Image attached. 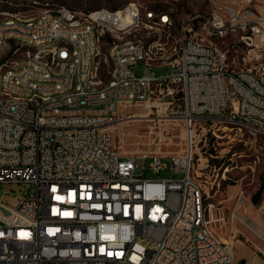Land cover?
Listing matches in <instances>:
<instances>
[{
  "label": "built area",
  "instance_id": "2783aa9c",
  "mask_svg": "<svg viewBox=\"0 0 264 264\" xmlns=\"http://www.w3.org/2000/svg\"><path fill=\"white\" fill-rule=\"evenodd\" d=\"M175 1L85 11L37 0L0 9V52L3 33L18 32L14 49L36 36H59V43L24 56L10 51L1 63L23 64V71L0 91V185L26 183L33 191L15 196L16 206L0 199V264H238L216 231L225 216L212 198L227 167L212 163L218 142L209 133L218 136L221 125L234 128L233 120H242L237 129L255 151L253 164L264 154V64L246 65L264 56L255 53L264 47L251 41L261 30L248 26L252 12L237 0H207L224 4V11L194 13L171 28L165 15L178 16ZM232 21L248 27L240 40L255 46L250 56L232 43L241 73L227 68L228 46L213 47L224 31H237ZM146 25H153L151 40L140 37ZM106 28L117 36H107ZM65 36L76 43L71 72H61ZM104 41L117 59L107 80L100 77ZM92 53L100 61L90 69V84H82L80 63ZM126 75H133L134 91H127ZM8 86H21L22 94L8 93ZM146 103L148 113L181 120L182 151L165 157L119 149L113 130L136 119L141 112L134 106Z\"/></svg>",
  "mask_w": 264,
  "mask_h": 264
},
{
  "label": "rangeland",
  "instance_id": "374dc122",
  "mask_svg": "<svg viewBox=\"0 0 264 264\" xmlns=\"http://www.w3.org/2000/svg\"><path fill=\"white\" fill-rule=\"evenodd\" d=\"M40 2L49 1V3H60L70 8L91 10L95 8L115 9L121 7L128 1H137L146 7H163L170 0H39ZM239 7H243L246 11H251L250 25L255 23L262 31L256 35L254 41L258 46L264 47V0H237ZM26 3V2H24ZM18 6V5H17ZM12 9L14 10L15 7ZM176 13L178 16H172L174 27L178 26V22L186 20L194 13H204L209 15L215 8L209 5L207 0H177L175 1ZM0 9H6V5L0 2ZM242 10V9H241ZM250 19V18H249ZM248 27H239L233 34L218 39L217 43L221 48L227 45L237 43L240 50L253 54L252 48L240 40L242 34L246 33ZM153 28L140 30V37L146 36V40H151ZM220 40V41H219ZM32 46V44H30ZM14 47V41L9 40V45L4 51L0 52V71L4 69L1 64L9 55ZM25 47L20 50L18 56L22 55ZM250 50V52H249ZM258 50V49H257ZM255 53H264V49H260ZM109 44L105 41L102 44L101 61H107L100 70V77L103 80L108 78V70L111 68V60L109 56ZM256 55V54H255ZM15 56V55H14ZM100 61V54L98 57ZM237 61V60H236ZM240 65L243 64L241 55H238ZM246 65L259 66L264 64V56L251 58L246 61ZM149 104V103H146ZM134 110L146 112L144 105L134 106ZM149 113V119H136V121H119L113 130L116 145L125 154L140 153H156L167 157L176 152L182 151L184 148V129L181 120L178 119H162L161 111L152 109ZM121 122V123H120ZM218 136L209 133L211 140H216L215 154L212 159L216 167L220 165L221 170L227 167V179L223 182L220 190L213 196L212 201L219 203L224 211V222L216 228L217 234L225 243H230L235 253L238 264H264V237L258 236L250 227L245 225L234 213H245L255 220L261 227H264V191L261 192L256 203L251 201L252 194L260 185V178L264 173V154H256L253 164V154L255 151L249 144H244L246 135L237 128L224 127L221 125L216 131ZM210 150H213L210 146ZM222 156V157H221ZM221 157V158H220ZM149 159L144 161L146 165ZM258 161V162H257ZM138 167L136 172H141L143 160L136 158ZM146 175H151L149 171H145ZM33 186L26 183H10L0 185V199L12 206L17 205L15 196L23 195L24 192H32ZM239 203L236 205V202ZM238 207V208H237ZM3 213L8 211L1 208Z\"/></svg>",
  "mask_w": 264,
  "mask_h": 264
},
{
  "label": "bare ground",
  "instance_id": "6f19581e",
  "mask_svg": "<svg viewBox=\"0 0 264 264\" xmlns=\"http://www.w3.org/2000/svg\"><path fill=\"white\" fill-rule=\"evenodd\" d=\"M0 2L6 5V9H3V10H13L12 7L17 6V5L35 6V4H37V0H0ZM38 4H45V2H40L38 0ZM49 7H51V9H61L62 4L49 3ZM219 11H224V4H216L215 8L210 12L209 15H206V16L217 17V15L219 14ZM251 20L252 18L248 17V26H257L255 23L250 25ZM165 22H171V28H175L174 21L171 15H165ZM146 27L153 28V25H146ZM239 27H241V22L239 21L230 22V29H238ZM176 28H178V26ZM242 28H245V27H242ZM233 33H235V31H224L223 34L221 35V38H224L227 35H230ZM261 33L262 31L260 32V34ZM106 35L107 36H117V29L106 28ZM141 37H144V36H141ZM145 37H144V40H146ZM12 39H18V32H11V36H10V33H3L4 49L8 47L9 40H12ZM217 40L218 39L213 40V47L221 48L219 44L217 43ZM251 41L253 42L254 39L252 38ZM54 43H59L58 35L36 36V38L34 39H27V40L21 41L19 43V46L16 47V49H14L13 47L12 51H14L15 56H18V54L20 53V50L23 47H25L21 55V56H24V55H27L28 53H31V51H40V49L45 44H54ZM30 44H32V46H30ZM227 46H228V52L225 53V62H227V68H234V73H241V66H234V54L233 53L237 51V44H229ZM227 46L225 48H227ZM65 47L67 48V50L64 51L62 55L61 72H71L73 71V68L75 67V50H76V43L74 41L73 36H65ZM88 47H95V38H88ZM0 50H1V43H0ZM99 54L100 53H92L91 56H88L87 59H83L82 63H80L82 84H90V69L91 67H96V65L98 64ZM109 56H110V53H109ZM110 60H111L110 70H115L117 66V59L110 58ZM3 65L5 67L2 71H0V91L5 90L6 80H11V76H22V71H23V64L4 63ZM126 86H127V91H134L133 75H126ZM26 88H33V81H26ZM8 93L22 94V87L21 86H8ZM40 100H47V92H40ZM144 107L145 109L147 108V111L145 113L141 112L139 115H136L135 116L136 119L137 118H139L138 120L149 119L150 116L148 113L149 112L148 104H146ZM136 119H133L131 121H136ZM233 127L242 128V120H233ZM239 201H241V199H239L236 202V205L239 203ZM234 216L237 217L243 223H245V225L250 227L258 236L264 237V227H261L249 215L245 213H234ZM228 245L230 246V243H228Z\"/></svg>",
  "mask_w": 264,
  "mask_h": 264
},
{
  "label": "trees",
  "instance_id": "16d2710c",
  "mask_svg": "<svg viewBox=\"0 0 264 264\" xmlns=\"http://www.w3.org/2000/svg\"><path fill=\"white\" fill-rule=\"evenodd\" d=\"M262 191H264V173H262V175H261L260 185H259L258 189L251 196V201L253 203H256L258 201L259 196H260Z\"/></svg>",
  "mask_w": 264,
  "mask_h": 264
}]
</instances>
